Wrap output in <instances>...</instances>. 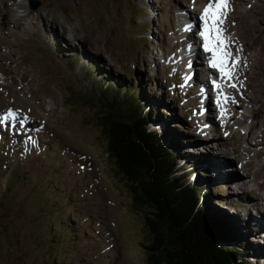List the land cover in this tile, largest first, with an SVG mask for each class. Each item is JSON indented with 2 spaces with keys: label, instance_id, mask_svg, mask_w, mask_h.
<instances>
[{
  "label": "rangeland",
  "instance_id": "374dc122",
  "mask_svg": "<svg viewBox=\"0 0 264 264\" xmlns=\"http://www.w3.org/2000/svg\"><path fill=\"white\" fill-rule=\"evenodd\" d=\"M195 1L0 0V264H148L150 234L143 213L133 207L126 181L106 155L100 118L110 110L100 92L107 83L99 86L101 77L91 78L93 65L107 81L138 86L136 78H143L151 131L179 141L186 167L209 176L214 208L238 214L240 221L250 217L255 225L264 212V0L239 5V20L232 13L235 0L226 13L221 10L226 40L236 43L228 51L234 55L231 75L216 82L232 86L230 120L219 121L211 110L215 129L202 120L201 128L210 129L204 136L198 118L204 98L181 86L185 78L187 85L204 78L197 70L193 76L190 63L185 73L181 55L184 17L195 16ZM194 34L200 38L198 30ZM247 42L255 56L251 62L242 50ZM72 52L78 61L65 55ZM231 77L233 84L226 85ZM122 90L119 100L127 98ZM212 102L211 109L219 111V101ZM234 114L252 120L240 126ZM8 116H17L19 128L4 123ZM227 123L232 128L226 129ZM250 127L252 135L244 140ZM204 143L231 162L237 184L214 181L209 156L205 160L206 151L195 148ZM214 162V176H226V164ZM184 164L178 167L182 173ZM193 172L191 182L197 177ZM240 207L248 213L237 212ZM244 228L247 261L264 264V256L253 259L254 231ZM257 236L264 237L262 228Z\"/></svg>",
  "mask_w": 264,
  "mask_h": 264
},
{
  "label": "trees",
  "instance_id": "16d2710c",
  "mask_svg": "<svg viewBox=\"0 0 264 264\" xmlns=\"http://www.w3.org/2000/svg\"><path fill=\"white\" fill-rule=\"evenodd\" d=\"M59 43V49H65L64 42ZM65 55L79 59L76 52ZM88 71L93 80L101 77L97 85H108L100 92L110 110L100 118L106 155L126 181L133 207L143 213L150 234L148 264H249L244 226L252 227L250 217L240 221L238 214L214 208L209 176L193 172L194 165L186 167L190 164L179 141L151 131L154 122L144 111L143 78H136L134 86L108 82L94 65ZM122 89L127 98L119 100ZM181 162L183 173L178 170ZM192 172L197 177L191 182Z\"/></svg>",
  "mask_w": 264,
  "mask_h": 264
},
{
  "label": "bare ground",
  "instance_id": "6f19581e",
  "mask_svg": "<svg viewBox=\"0 0 264 264\" xmlns=\"http://www.w3.org/2000/svg\"><path fill=\"white\" fill-rule=\"evenodd\" d=\"M229 1L230 0H228L227 1V7H225V8H223L224 10H223V12H227V10H228V8L231 6V2L229 3ZM249 1H251V0H235V3H236V5H234V7H236L237 6V8L236 9H234L233 11H232V13L234 14V17H235V19L236 20H239L238 19V17H236V15L238 14V7H239V5H243V4H248L249 3ZM255 1V0H254ZM196 2V7H198L197 9H196V12L194 11L193 12V14L195 15V16H192V15H190L189 13H187L186 11V16L184 17V20L186 21V27H184V25H183V28H185L186 29V32H187V37H186V41L183 43V45H182V48H181V55H183V63H185L186 64V68H185V73H186V71H187V69H188V65H190V64H192V67H190V68H193L192 69V71L191 72H193V76H194V71L193 70H197V72H199L201 75H204L203 77V79H202V81L200 80V78L199 77H201V76H198L197 77V80L196 81H194L191 85L189 84V85H187V78H185V83H183L182 82V85L181 86H183L184 88L186 87V88H191L192 90L191 91H193V89H194V91H196V93H197V97L199 98V99H202V98H204V101H203V103H202V107H201V111L199 112V131L201 130L202 132H203V135L202 136H204V133L206 132L207 133V131L208 130H210V129H215V123L213 124V117H212V115H213V113H217L218 114V116H217V118L220 116V111H217V109L215 110L214 108L213 109H211V106L213 107L214 105H213V95H212V91H211V87H213L212 86V83L209 81V77H207L209 74H207V73H210V74H212L216 79H217V82L219 81V82H223V79H224V77H223V75H222V73H221V71L219 70V68H213L212 66H210V68H209V66H208V62H207V57L208 56H213L214 55V53L213 52H211V51H205L204 50V44H205V39H204V37L203 36H201L200 35V38L198 39V38H196L195 37V34H194V32H195V30H198V32L199 33H201V32H203V31H205V29H204V20L203 19H201V17L203 16V13L201 12V8L203 7V5L205 4V6L207 7L208 6V4H216V3H218L219 2V0H206V1H204V0H201V1H199V0H196L195 1ZM229 3V4H228ZM199 5V6H198ZM180 7V6H179ZM178 7V8H179ZM233 7V8H234ZM202 9H205L204 7L202 8ZM230 9V8H229ZM232 10V9H231ZM184 16V15H183ZM221 18V17H220ZM183 23H185V22H183ZM209 25H211V20H209ZM218 26H219V28L221 29V32H220V38L219 39H217V37H216V33L215 32H212L211 33V38H212V40L213 41H215L216 39L218 40V42L214 45L216 48H217V46L219 45V44H224V51H226L227 53H228V51L229 52H233L234 51V47H235V42H232L231 44H229L228 43V40H226V37H225V35L228 33V30H222V23L220 22V20H218ZM225 37V38H224ZM233 37V36H232ZM237 37V36H236ZM235 38V37H234ZM199 43L201 44V47L199 46ZM251 45H250V42H247V43H244L243 44V46H242V50H246L245 51V54H246V56H247V62H251V61H253L254 59H255V56H253V55H249V52L250 51H253V49L250 47ZM253 46V45H252ZM252 49V50H251ZM224 51H222V52H224ZM163 57V56H162ZM232 57H234V55L231 53V56H229V58H228V60H227V67L229 68V65H230V62H231V60H232ZM182 59V58H181ZM180 59V60H181ZM161 60V59H160ZM179 60V59H178ZM164 61H166V59H164ZM190 63V64H189ZM173 66V65H172ZM183 66V65H182ZM247 67V66H246ZM231 68V67H230ZM234 72V71H233ZM250 72H253V69L251 70L250 69ZM233 74V73H232ZM256 76V78H257V76L258 75H256V74H254V77ZM184 77H187V76H184ZM184 79V78H183ZM231 79H232V77H231ZM218 82V83H219ZM233 79H232V84H233ZM229 83H227V85H228ZM196 85V86H195ZM180 86V85H179ZM232 86H230L229 87V96L231 95L230 94V88H231ZM232 89V88H231ZM201 92L202 93H204L203 94V97H201ZM187 93V92H186ZM233 93V92H232ZM234 95V94H233ZM232 95V96H233ZM236 96V95H235ZM234 98V97H233ZM229 101H230V97H229ZM252 101H255V97H252ZM251 102V101H250ZM207 103H208V105H207ZM231 103V102H230ZM233 105V104H232ZM235 105V104H234ZM211 110L213 111V113L211 114ZM228 111V114H229V110H227ZM259 112V111H258ZM231 113V112H230ZM235 113V112H234ZM22 116V115H21ZM11 118V119H10ZM17 118V116L15 117V119ZM25 118V117H24ZM232 118L236 121V123H237V125H240V126H243V125H245V124H248V123H250L251 122V120H252V118H250V117H247V116H243V117H240V119L237 117V115L236 114H234V115H232ZM238 118V119H237ZM10 119V120H9ZM15 119H13L12 117H7L6 118V122H4L5 124H14L15 125ZM237 119V120H236ZM202 120H205L206 122H205V125L206 126H208V127H211L210 129H202L201 128V124H202ZM230 120V119H229ZM219 121H221V119H219ZM16 124H17V121H16ZM19 124V123H18ZM18 124L17 125H15V127L16 126H18ZM203 125V124H202ZM8 126V125H7ZM232 128V126H231V124L230 125H228V123H227V125H226V129L227 128ZM16 128H19V127H16ZM229 128V129H230ZM244 128V127H243ZM242 128V129H243ZM244 130V129H243ZM254 130V128H252V127H250L249 129H248V131L245 133V136L243 137V139L244 140H247L248 138H250L251 137V135H252V131ZM200 131V132H201ZM211 133H208L207 135H210ZM206 136V135H205ZM204 138V137H203ZM212 138V137H211ZM211 141H213V140H211ZM258 143V142H257ZM211 145L209 144V143H204V144H200L199 146H196L195 148H199V150L198 151H202V150H204V151H206V155L204 156L206 159L205 160H207V156H209L208 158L210 159V160H207L208 162L206 163V165H208V172H210L212 175L211 176H213L212 178L214 179V181H216V183H219V184H224V185H228V186H232V185H234V184H237L238 183V179H237V176L234 174V169H233V166L231 165V162H229V161H227V159H224L223 160V158L220 156V155H218V154H216L215 152H213L212 150H213V148H211L210 147ZM252 146H254V147H257V145L254 143H252ZM199 153V152H198ZM201 155V154H200ZM203 156V155H202ZM215 158H217L220 162L222 161V162H224L226 165H224V167H225V170H224V172L223 173H226V176H224L223 175V178H220V177H215L214 176V170H215V168H216V163L218 162H214V159ZM229 160V159H228ZM231 169V170H230ZM230 174H232V177H231V179H228V180H226L227 179V175H230ZM212 178H211V180H212ZM210 180V179H209ZM245 209V211H247V213H248V211H249V208L248 207H246V208H244ZM237 212H239V211H237ZM252 216V215H251ZM255 217V216H254ZM257 218H256V222H255V225H252V227H251V229L254 231V235H252L251 236V240H253V242H252V244H254L255 246H257L258 248V255H253V259H255V260H257L258 259V257L260 258V256H264V248H260V245L257 243V240L258 241H261L262 242V244H261V247H264V237H259V236H257V237H255L256 236V233L259 231V229L260 228H262L263 229V231H264V213H260V216L259 215H257L256 216ZM254 222V221H253ZM246 224V223H245ZM243 225V224H242ZM247 226V225H246ZM245 227V226H244ZM252 247V246H251ZM255 249H252V251H254ZM251 251V252H252ZM251 252H250V254H251ZM261 264V263H260Z\"/></svg>",
  "mask_w": 264,
  "mask_h": 264
},
{
  "label": "snow or ice",
  "instance_id": "6c2138e0",
  "mask_svg": "<svg viewBox=\"0 0 264 264\" xmlns=\"http://www.w3.org/2000/svg\"><path fill=\"white\" fill-rule=\"evenodd\" d=\"M227 6V0H219L216 4H208V6L204 9L203 16L201 17V19L204 20L205 31L201 32L200 35L205 39L204 50L214 53L212 59L210 60L211 66L213 68H219L222 74L230 76L231 70L227 67V60L230 54L226 51H218L211 38L212 32L216 33L217 39L220 38L221 29L218 26V20H220L222 15L221 10ZM209 20H211V25H209Z\"/></svg>",
  "mask_w": 264,
  "mask_h": 264
}]
</instances>
